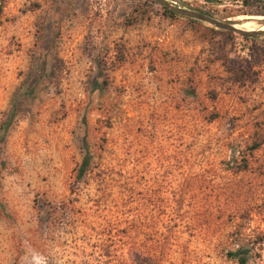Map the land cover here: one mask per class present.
<instances>
[{"label":"rangeland","instance_id":"obj_1","mask_svg":"<svg viewBox=\"0 0 264 264\" xmlns=\"http://www.w3.org/2000/svg\"><path fill=\"white\" fill-rule=\"evenodd\" d=\"M162 7L1 0L0 264H264V32Z\"/></svg>","mask_w":264,"mask_h":264},{"label":"water","instance_id":"obj_2","mask_svg":"<svg viewBox=\"0 0 264 264\" xmlns=\"http://www.w3.org/2000/svg\"><path fill=\"white\" fill-rule=\"evenodd\" d=\"M156 1L163 3V5H165L166 7H168L169 10H171L175 13H178V14L186 16V17H190L192 19L204 21V22H206V23H208V24H210L216 28L235 32V33L242 35V36H251L254 34H259L261 32H264V24L262 25V29H257L256 31H245V30L238 29V28L234 27L233 25H229L227 23L219 22V21L210 19L208 17L202 16L200 14L189 12V11H186V10H183L180 8H173V7L167 6V4L165 2H163L162 0H156Z\"/></svg>","mask_w":264,"mask_h":264},{"label":"trees","instance_id":"obj_3","mask_svg":"<svg viewBox=\"0 0 264 264\" xmlns=\"http://www.w3.org/2000/svg\"><path fill=\"white\" fill-rule=\"evenodd\" d=\"M0 6H1V0H0ZM162 9L164 10V12L166 13V14H168L169 16H177V14L176 13H174L173 11H171V10H169V9H167V8H165V7H162ZM254 15H260V16H264V11H258L257 13H255ZM89 155H88V152L87 151H85V154L83 155V157H82V159H81V161H80V163H79V165H78V168H77V177H80V176H82L84 173H85V171H86V169H87V167H88V165H89V161H88V157ZM231 257H234V254L232 253V254H229ZM236 256V255H235ZM236 258V257H235ZM237 262L239 263V264H243V259L242 258H238L237 259Z\"/></svg>","mask_w":264,"mask_h":264},{"label":"bare ground","instance_id":"obj_4","mask_svg":"<svg viewBox=\"0 0 264 264\" xmlns=\"http://www.w3.org/2000/svg\"><path fill=\"white\" fill-rule=\"evenodd\" d=\"M253 19L260 20L264 19V16H254ZM253 27V26H252ZM249 29V28H248Z\"/></svg>","mask_w":264,"mask_h":264}]
</instances>
